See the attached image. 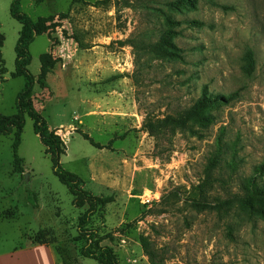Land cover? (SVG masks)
Masks as SVG:
<instances>
[{
    "label": "rangeland",
    "instance_id": "374dc122",
    "mask_svg": "<svg viewBox=\"0 0 264 264\" xmlns=\"http://www.w3.org/2000/svg\"><path fill=\"white\" fill-rule=\"evenodd\" d=\"M169 1L21 0L32 19L52 15L58 24L29 45L31 99L63 142L61 167L90 194L112 197L90 227L118 264H150L141 236L165 264H264V197L251 192L264 186V0ZM10 3L0 0L2 115L16 112L24 84L12 76L20 23ZM109 5L115 37L104 49L118 58L91 52L85 40L92 8ZM45 52L55 64L41 78ZM202 95L223 98L204 108L207 121L185 117ZM183 119L184 127L167 126ZM12 140L13 131L0 135V264H53L54 249V264H97L80 252L88 204H73L29 116L17 150L22 171ZM216 140L221 160L207 178Z\"/></svg>",
    "mask_w": 264,
    "mask_h": 264
},
{
    "label": "trees",
    "instance_id": "16d2710c",
    "mask_svg": "<svg viewBox=\"0 0 264 264\" xmlns=\"http://www.w3.org/2000/svg\"><path fill=\"white\" fill-rule=\"evenodd\" d=\"M39 1V0H36ZM21 0H11L9 6L10 15L20 23V30L18 38L15 44V60H14V72L13 77L21 76L24 80L23 87L17 93L15 100L16 112L12 115L0 114V135H7L13 131L12 140V154H13V167L16 171H22L21 158L17 154L18 146L20 144V135L25 122V115L29 116L33 121L34 133L38 135L40 141L46 146L47 151L51 155L53 173L58 179L67 187L68 191L73 196V204L76 207H82L84 204H88V208L79 216L77 231L79 236L85 240L84 245L81 247V254L86 258H91L97 262V264H118L112 248L100 245L101 237L97 236V230L90 227L93 215L97 212L100 206H104L107 203L113 201L112 197H99L90 194L86 190L81 188L82 180L80 177L70 171L63 169L60 165V155L64 153L63 142L60 137L51 130L46 120L42 117L41 113L36 109L31 94L35 84V77L25 66V62L29 59V45L33 42L37 35L48 32L53 27L58 26L54 24V16L39 17L36 20L32 19L28 14L22 12L19 9ZM171 4L185 3L187 0H175L169 1ZM104 3V2H102ZM223 9H227L225 5H221ZM2 35L0 34V47L2 45ZM122 45V42H117ZM157 52L163 51L159 48H154ZM153 49V50H154ZM245 64L243 70L245 74L251 75L255 68L254 52L247 50L245 53ZM40 63V77L45 78L49 69L55 64V59L51 54L45 52L39 56ZM5 69L3 67V60L0 54V74H3ZM223 96H206L202 95L198 98L197 102L189 108L185 114V117L189 119H196L199 122L207 121L208 116L204 112V108L208 104L220 101ZM172 123L185 125L183 120H175L167 124ZM81 135L89 140L91 144L95 143L84 132H80ZM217 150L212 153L208 159L205 167V175L207 178L211 176L212 170L220 163L222 143L220 140L215 141ZM252 194L258 197H264V186L252 185ZM28 200H35L32 193L28 194ZM43 232L40 230L37 234L41 235ZM35 242L41 243L35 239ZM142 250L147 257L150 264H165V259L158 249L154 248L151 242L146 236H141L139 239Z\"/></svg>",
    "mask_w": 264,
    "mask_h": 264
},
{
    "label": "crops",
    "instance_id": "0c3cea01",
    "mask_svg": "<svg viewBox=\"0 0 264 264\" xmlns=\"http://www.w3.org/2000/svg\"><path fill=\"white\" fill-rule=\"evenodd\" d=\"M90 8H92V6ZM92 9L95 15L92 22L93 31H91V33L85 39L87 41L88 50H90L91 52L92 51L100 52L103 54L104 58H111V57L118 58L120 53L119 55H116V52H111L109 50L104 49L105 48L104 45H108L111 42V40H113L115 37L111 25H109V23L107 22L108 19L111 18V13H113L111 6L110 5L106 7L101 6ZM50 251H52V260L54 264L57 253L55 249Z\"/></svg>",
    "mask_w": 264,
    "mask_h": 264
},
{
    "label": "built area",
    "instance_id": "2783aa9c",
    "mask_svg": "<svg viewBox=\"0 0 264 264\" xmlns=\"http://www.w3.org/2000/svg\"><path fill=\"white\" fill-rule=\"evenodd\" d=\"M146 201H149V198H147V200Z\"/></svg>",
    "mask_w": 264,
    "mask_h": 264
},
{
    "label": "water",
    "instance_id": "95a60500",
    "mask_svg": "<svg viewBox=\"0 0 264 264\" xmlns=\"http://www.w3.org/2000/svg\"><path fill=\"white\" fill-rule=\"evenodd\" d=\"M27 175H25V177H26Z\"/></svg>",
    "mask_w": 264,
    "mask_h": 264
}]
</instances>
